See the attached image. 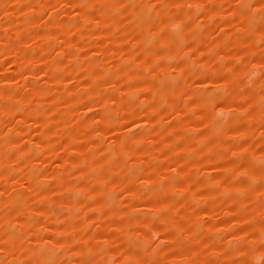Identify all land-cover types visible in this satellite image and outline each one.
I'll return each instance as SVG.
<instances>
[{
    "label": "rangeland",
    "instance_id": "rangeland-1",
    "mask_svg": "<svg viewBox=\"0 0 264 264\" xmlns=\"http://www.w3.org/2000/svg\"><path fill=\"white\" fill-rule=\"evenodd\" d=\"M0 264H264V0H0Z\"/></svg>",
    "mask_w": 264,
    "mask_h": 264
},
{
    "label": "bare ground",
    "instance_id": "bare-ground-1",
    "mask_svg": "<svg viewBox=\"0 0 264 264\" xmlns=\"http://www.w3.org/2000/svg\"><path fill=\"white\" fill-rule=\"evenodd\" d=\"M174 48V46H171V48H169L167 55L162 60V64H168L171 61V52L176 49Z\"/></svg>",
    "mask_w": 264,
    "mask_h": 264
}]
</instances>
